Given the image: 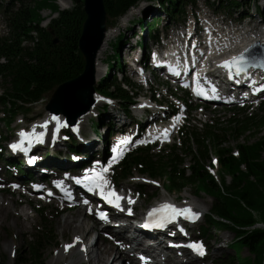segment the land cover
<instances>
[{"label": "trees", "instance_id": "1", "mask_svg": "<svg viewBox=\"0 0 264 264\" xmlns=\"http://www.w3.org/2000/svg\"><path fill=\"white\" fill-rule=\"evenodd\" d=\"M140 1L103 0L107 15L106 26L114 25L118 17L124 15ZM150 1L154 2L157 10L162 12L160 16H156L159 24L184 22L186 7L196 5L195 0ZM259 1L213 0L211 7L216 12H226L225 14L231 19L240 20L250 16L251 19L257 18L264 22V8L258 5ZM31 2L32 6L27 5L25 0H0V13L7 27L6 35L0 37V106L5 115L2 121L8 126L17 114L26 113L31 104L39 102L52 93L60 83L81 74L84 67V58L78 47L85 20L82 0H75L71 8L59 9L57 16L51 18L45 28L40 26L39 12L44 7L54 12L57 9L56 4L53 0H31ZM141 17L137 19L140 31L143 33L147 31L148 38L152 33V39H155L160 31L159 25L156 29L152 26L156 25V17L150 22H144V18L141 19ZM32 31L36 32V37H32ZM142 38L144 40L137 42L136 47L143 50V58L146 60L147 41L144 37ZM126 41L127 39L119 34V37L111 44L113 53L107 64V73L97 81L95 88L100 93L118 99L117 109L123 111L125 119L133 123L136 120L128 108V104L134 101L133 93L118 81L115 71L113 72V70L122 69V64L117 59ZM124 82L126 86L130 83L127 79H124ZM107 111L106 108L99 110L98 118L91 121L90 125L94 132L102 125ZM246 119L239 128L234 126L232 132L237 133L239 137L249 131L247 137L251 135L252 139L255 138L253 142L250 143L249 139L243 143L238 142L236 144L238 156H233L230 148H224L220 143L214 149L218 165L229 175V182H226L223 177L218 179V182L209 173L207 168L210 166L206 167L207 148L195 133L197 142L203 148H200L197 155H193L190 173H187L184 168L179 170L177 165H171L169 170L165 169L160 165L164 158H159L163 154H154L149 148L144 147L128 153L117 166L118 169L114 171L113 176L119 183L130 179V175L135 173L159 179L165 175L162 184L168 192L175 188L180 189L184 185H191L195 194L203 193L209 196L212 203L204 218V224L197 227V234L201 238H210L211 229L232 230L235 237L231 245L227 246L233 250L231 256H228V261L232 263L228 264H264V229L255 226L257 222L264 224V133L262 134L264 132V100L257 106L256 112ZM249 123H254L253 130H250ZM119 126L108 123L106 128L109 130L118 128L120 131L123 127ZM113 132L107 131L106 136L100 139L103 145H107ZM206 133L207 130L204 134ZM211 135L215 136V134ZM64 136L67 140L66 143L64 142L67 149L56 151L53 157L62 158V153L68 155V158L72 155H82L86 159L81 162L80 167L89 164L91 159L103 157L104 150L101 149L93 152L91 150L85 153L77 152L76 137L69 131L64 132ZM0 150L7 153L4 157L0 155V159L8 165L12 164L14 171L23 170V173L33 179V170L24 168L21 155L9 154L7 149H1V147ZM44 163L46 162H42ZM53 165L58 166L52 163L50 169L55 168ZM9 174L12 176L13 171ZM35 231L36 234L32 235L33 238L29 239L27 244L29 259L21 258V263H43L42 251L48 247L51 238L47 239L51 235V229L47 224H43L35 228ZM243 248H247L250 254L242 256Z\"/></svg>", "mask_w": 264, "mask_h": 264}, {"label": "rangeland", "instance_id": "2", "mask_svg": "<svg viewBox=\"0 0 264 264\" xmlns=\"http://www.w3.org/2000/svg\"><path fill=\"white\" fill-rule=\"evenodd\" d=\"M27 5L32 6L31 0H25ZM54 3L57 6V9L53 12L49 10L48 8L44 7L42 10H40V16H41V21L40 25H47L50 21V19L57 15V11L59 9H67L71 8L75 2V0H53ZM197 2V11L200 10L199 7H207L209 6V2L211 0H196ZM154 2H146L139 6H135L134 8H131L125 15L121 16L118 18L116 23L114 25H109V26H115L111 27V37L110 40L108 41V46L107 48L102 52L101 54V59L102 63L100 64V70L96 74V82L101 78L104 77L105 74L107 73V68H108V63L111 60L112 56V49H111V44L114 42V40L119 37V34L125 37L127 41L124 43L123 47L120 49V57L117 59L120 64H122L125 68V73L121 72V69H116L113 70L115 71V76L118 79V81L121 80V76L125 75L129 80L130 83H127L128 86L124 85V87H129V88H135L131 89L133 92V96L137 97L145 95V98L147 100L152 101V96L148 93L154 92L156 89L155 87L157 86V83L155 80H153V87L152 90L150 91L149 88H147V84H139L134 82V77L131 76V71H130V64H132V60L134 59V55L136 54V51H133L131 48L125 49L128 44L129 45H134L135 41H140L144 40L142 37H144L147 41V45L150 44L151 40L148 38V33L145 32L143 33L139 29V22H137V19L140 18L144 20V22H150V20L156 16H160L162 12L157 10L156 6H154ZM258 5L262 8H264V1L260 0ZM186 11L188 13L187 15V20L184 23L185 25L188 26L192 20V15L194 13L189 12L188 6L186 7ZM221 13L225 14L226 12L221 11ZM127 16V17H126ZM164 16V15H163ZM226 16V14H225ZM165 17V16H164ZM227 21H229L230 18H227ZM126 19V20H125ZM156 25H152L154 29L159 25V19L156 17L155 18ZM258 21V20H257ZM256 23V21L252 22V24ZM108 26V27H109ZM161 26V25H160ZM255 27H258L257 25H254ZM107 31V29H106ZM164 30H161V34L163 33ZM7 28L5 26L4 18L2 14L0 13V37L6 35ZM260 33L257 32L255 33L256 35ZM137 34V36H135ZM261 36V35H259ZM150 38H152V33L150 34ZM96 62V59H95ZM118 71V73H117ZM112 72V73H113ZM120 72V73H119ZM158 78V77H156ZM133 81V82H131ZM131 83H133L134 87L130 86ZM161 83V81H160ZM147 88V89H146ZM111 89V88H110ZM165 92L167 88H165V84L160 88ZM172 91L174 89L171 88ZM178 93V92H177ZM180 94V93H178ZM161 93L155 94V96H160ZM50 97V94H48L43 100L31 105L28 107L26 113H19L16 115L14 120L10 123L9 128H7L3 122V116L4 112L0 106V147H4L7 149V146H4V142H2L1 138L2 137H7L6 141H8L10 138H13L17 132L20 130H25L29 132L31 129V126L33 125L35 119H40L41 117L46 115L45 111V105ZM150 97V98H149ZM262 99L264 97V90L260 94ZM175 101V100H174ZM188 102V99L185 101L183 100V104ZM191 101H194V99H191ZM178 102V101H177ZM102 104V103H101ZM95 107L93 106L91 108L90 115L82 118L80 120V125H81V130L80 132H76V138L78 140V143H76L78 150L77 152L80 153H85L86 151L93 152V150H99L102 149V143L100 139L102 138L104 131L106 130V126L108 123H111L113 126H118L120 123H127L129 124L130 122L125 119L123 115V111L117 109L118 103L116 101H113V105L109 106V110L106 112L105 119L102 122V125H100L97 129L96 132L94 130L92 131L89 128V125L91 123V120L97 115L98 108L101 107L99 102L97 104H94ZM133 106V105H132ZM130 107V112L132 116H135V113H137V117L139 116L140 111H137L136 109ZM234 106H239L237 104H232L224 108V106H209L208 108L205 107H200V106H193L190 113H185L184 115L187 117L184 119L182 127L177 131L175 134V137L171 140L170 143L164 145V146H155L152 145V149L150 152H158L159 150L164 151L163 155H160L159 158H164L161 162L160 165H162L165 169L169 170L171 165H177L178 169H186L187 173H190V165L192 164L193 160V155H197L199 152L200 148H203V146L199 145V143L196 140L195 134H197L200 142L207 148V156H208V163L206 161V167L210 166L211 168L214 169L215 174L217 175L218 179L223 177V179L226 182L230 181L229 175L223 170L222 168L219 167L218 162L216 164L212 163V158L215 157L214 155V149L218 143L222 144L224 148H231L232 149L236 148V144L243 143L249 139L250 143L255 140L251 138V135L248 136V132L246 131L243 135L239 136L237 133L232 132L234 126L239 128L241 124L245 123L248 118V116H251L256 112L257 104L251 105L252 107L247 110H242V109H237ZM146 108H142L141 111ZM118 110V112H117ZM160 112H154L153 115L150 117L151 119H155L156 121L160 120V117H157ZM250 130H253L254 128V123H249ZM105 128V129H104ZM130 127L127 126V128H124L125 132H128ZM128 129V130H127ZM51 127L50 123H48L47 129L43 132L47 131V137L46 139H43L42 142H37L35 145L42 144V146L39 148L38 152L33 154V148L29 146L28 150L20 153V155L24 156L23 157V166L24 168L26 167H34V168H43V173L40 170H34L32 173L37 176H45L46 179H51L53 177V172L55 175H58L61 178L60 180H65V179H71V182L73 180H77V176L73 175H67V172L75 170L72 167L77 166L81 161L82 158H79V156H73L74 158H68L69 156L62 153L60 157H53L52 155L45 152H50L53 151L55 153L56 151H63L66 150V143L67 140L65 137L58 136L57 144H61L57 146V148H52L48 147L45 150L43 149L44 145L51 146L52 145V137H51ZM205 130H207V133L204 134ZM130 131H134L133 129ZM84 133V134H83ZM195 133V134H194ZM264 132H262L263 134ZM211 134H215V136H212ZM14 135V136H13ZM136 136L135 138H137ZM99 138V139H98ZM212 138L214 140H212ZM7 144V143H6ZM176 145V147L171 148L170 146ZM136 147H146V146H135L132 148L129 147L130 149L127 150V152L123 155L121 158V161L124 157L127 156V154L132 151ZM76 148V147H75ZM104 149V148H103ZM40 151V152H39ZM109 152V150H108ZM96 153V152H95ZM94 153V154H95ZM7 153L3 152V150H0V155L5 156ZM65 155V156H64ZM40 157V158H39ZM34 158V166H31L30 159ZM78 158V159H77ZM46 160L50 163H56L58 167H61L64 169L63 172H59V170L54 169V171L49 172L51 169V164H42V162ZM156 163V161H155ZM42 164V165H41ZM11 165V164H10ZM117 165L114 166L116 168ZM69 169V170H68ZM118 169V168H117ZM9 170L6 165H4L3 159H0V199L1 201L4 202V204L8 205L10 207L9 213L7 215H2L3 218L0 220V264H33L30 262H20L21 258H24L25 260L29 259V256L27 254L28 252V247L27 244L29 242V239L33 238L32 235L36 234L35 228L40 227L43 224H47L50 229H51V235L47 240L48 242V247L42 251V257H43V263L42 264H100L99 259L102 257L100 254H97L95 251V248H100V250L105 249L109 244H115V249L116 251L113 252V255L116 253L128 255L131 257V260H133V263L131 264H140L139 262V256L138 254H141L143 252L141 250V247H149L151 248L152 253L154 254H160V255H166L168 258L165 261L163 257L165 258L166 256H158L157 258L159 259L161 264H228L232 263L231 261H228L229 257L231 256V253L233 250L229 249L227 246L231 245L235 234L232 230L230 229H223V230H210L211 237L210 238H202V241L206 244L207 248V253L204 255H200V257L194 258L192 255L188 257V254L185 255H179L182 256L181 258L178 256V253H176L174 250H180L179 246L176 244L174 239H164V238H157L153 242V239L148 241L145 237L142 241V245L136 246L134 245L133 242L129 247V249H126L125 246L122 244V241L119 244H116L115 242H108L107 239L104 238L103 233L99 234V238L94 239V242H91V236H94L95 229L92 226L91 230L86 234L83 245L80 247L79 250L84 253L83 257L78 254V251H74L73 253L70 254V256L65 255V257L58 258V252L60 249L65 247L66 245H72L76 239V236L72 232H67L62 234V223L64 218L69 214V213H76L80 212L79 210L77 211L76 209L70 208V206L73 203H76L75 207L80 208L83 210L81 206L80 199L77 197L72 200V202H65L62 203V201H59V198H63L64 195L61 194L60 192L55 194L53 198H49L47 201H43L44 199L42 196H44L45 191L47 190V185L48 184L44 182L39 181V189L37 192H31L28 187L30 185L25 184L24 186L18 187L14 183H11L12 180H19L13 176L9 177L6 173V171ZM31 174V173H30ZM32 174V175H33ZM114 174L113 168L109 170L110 176ZM47 176V177H46ZM131 178L125 181L119 182L121 190L123 193H126L128 196L127 198L131 199V204L135 205L134 208H131V215L128 214H122L120 219L114 221L116 224L118 222L124 223L126 219H129L133 215L135 217L142 215L145 213L149 205L154 206L157 203H160V201H165V202H170V200H174L177 202L176 206L183 208L184 206L187 207H195L193 211H198L201 214L196 220H186L184 218H179L176 221L170 222L168 225L172 224V229L171 232L173 233V236H178L177 239H182L183 240H188L191 238L196 239L197 236V227L200 224H204V218L207 215V212L209 210V207L212 203V200L209 196H206L203 193H199V195L195 194L192 190L193 187L191 185H184L183 187L175 188L173 191L168 192L163 188L162 181H164V177H161L159 179L154 180L156 183H152L153 180H149V178H142L141 174L135 173L134 175H130ZM145 176V175H144ZM26 177L30 176H24L22 180L25 182ZM144 179V180H143ZM44 181V180H43ZM144 181V182H143ZM55 188L58 184V180L55 181ZM28 185V187H26ZM54 185V184H53ZM48 188H51V185L48 186ZM28 189V190H27ZM52 189V188H51ZM54 192V191H53ZM55 193V192H54ZM170 199V200H168ZM13 202V204H12ZM16 204V205H15ZM29 204V205H28ZM14 205V206H13ZM182 205V206H180ZM195 205V206H194ZM24 206V207H22ZM23 208L27 211L29 214V217L24 220L22 216H19L17 218V222L21 221L23 223V227L20 228L19 225L15 224V217L14 214L20 212ZM126 208V207H125ZM130 209V208H129ZM193 209V208H192ZM13 210H15L13 212ZM71 210V211H70ZM73 210V211H72ZM86 215L83 214V216L80 217L79 221L77 222L80 225L79 234H83L84 230L86 227L91 226L92 221L89 219L87 212L84 211ZM83 212V213H84ZM13 218H10L12 217ZM88 217V219H87ZM114 219V218H111ZM141 219V218H139ZM189 222L191 227H186L185 222ZM137 225V222L134 223ZM183 224V225H182ZM15 225V226H14ZM144 225V223H143ZM167 225V226H168ZM112 226H115L112 224ZM211 226V225H209ZM124 226H119L114 228L116 231L119 232L123 231L125 232V235L123 234V238L125 239L127 243V239H129L126 234L131 233V231H128V229L121 228ZM137 230L140 231H145L143 230L142 223H140L137 227ZM136 232V231H135ZM137 233H139L137 231ZM68 234V235H67ZM140 234V233H139ZM168 236V235H167ZM123 239V240H124ZM105 240V241H104ZM179 241H177L178 243ZM72 243V244H71ZM169 244L172 247H168ZM124 246V247H123ZM93 247V249H91ZM175 247V248H174ZM69 248V247H68ZM186 248V247H185ZM132 250V251H130ZM122 251V252H121ZM188 251V250H186ZM76 252V253H75ZM132 252H135L133 254ZM112 254V253H111ZM250 252L247 250V248H243L241 251V255H249ZM101 256V257H100ZM199 258V259H198ZM128 259V261H131ZM128 261L126 263H121L122 259L119 257L118 261L115 264H130ZM105 264L109 263V260L105 261ZM152 264V263H150Z\"/></svg>", "mask_w": 264, "mask_h": 264}, {"label": "water", "instance_id": "3", "mask_svg": "<svg viewBox=\"0 0 264 264\" xmlns=\"http://www.w3.org/2000/svg\"><path fill=\"white\" fill-rule=\"evenodd\" d=\"M149 1L150 0H141L138 6L141 7L143 3ZM83 11L85 13V20L78 40V47L84 58L83 71L78 76L56 86L44 107L46 115L40 119H36L31 126V128H35L37 132L45 130V127L42 126L46 121L48 123L57 121L52 120L54 115L59 117L58 120L61 118L64 119V126L66 128L72 125L80 126V120L84 118L82 116L87 113L90 115V112L94 109L91 110L92 106L95 104L96 95L102 100V104L99 103L101 105L99 108L112 105L113 101H116V99L111 96L97 92L95 88V84L97 83L95 59L103 43L106 31L107 16L103 0H83ZM247 49L248 51L245 53L247 57V72L250 68L262 69L264 71L263 44L256 41ZM246 73L242 75H246ZM256 227L264 229V224L262 222H257Z\"/></svg>", "mask_w": 264, "mask_h": 264}, {"label": "bare ground", "instance_id": "4", "mask_svg": "<svg viewBox=\"0 0 264 264\" xmlns=\"http://www.w3.org/2000/svg\"><path fill=\"white\" fill-rule=\"evenodd\" d=\"M127 17V16H126ZM126 20V19H125ZM110 28L111 27H107V31H105V35H104V38H103V43H102V45H101V47L99 48V50H98V52H97V55H96V62H95V75L97 74V72H99V66H100V64L102 63V59H101V54H102V52L107 48V46H108V41L110 40V37H111V31H110ZM262 36H264V32H262ZM232 36L229 34V33H227L226 34V38H231ZM216 38V33L215 32H213V31H211V33L210 34H208L207 35V37H206V40L207 41H212L213 42V40ZM249 37H243V39H248ZM254 39H258L259 41L261 40L262 41V43H263V45H264V38H258V36H254L253 37ZM243 47V46H242ZM133 60H136V58H134ZM260 70V69H259ZM255 70H253V69H251V70H249V72H248V75H250L251 73H253ZM257 94L259 93L257 90L255 91ZM101 103L102 102V100H101V98L98 96V95H96V101L94 102L95 104H97V103ZM144 103H147V100L145 99V100H143V103L142 104H140L139 105V107L136 109V110H139L140 109V106H142ZM94 106V105H93ZM92 106V107H93ZM89 115V113H87L86 115H84V116H82V117H86V116H88ZM81 117V118H82ZM154 122L156 123L157 121L156 120H154ZM169 129H170V126H167V127H163V128H161V129H158V130H156V131H153L152 132V134L153 135H155V136H158V135H160V133H165V130H167V131H169ZM37 131V130H36ZM40 132V131H39ZM39 132H37V133H39ZM84 134V133H83ZM149 137V136H148ZM126 138H128V137H124L119 143H116V146H114L113 147V149H112V152H114L113 153V156L115 157H117L118 155H121L120 154V150L122 151V150H125L127 147H128V141L126 140ZM126 141V142H125ZM27 146V145H26ZM11 151L12 150H8L7 152L10 154L11 153ZM100 161L99 160H95V163H99ZM107 166H111L110 165V163L109 164H107ZM94 168V167H93ZM67 181H66V183H65V185H69V186H72L73 184H75V182H76V180H73L74 181V183L73 184H70V182H71V179H66ZM144 180V179H143ZM144 182V181H143ZM120 194H122L123 196H124V199H123V204L122 205H124V204H126V208L127 207H135V205H132L131 203H129L128 202V200H129V198H130V196H129V198H127V194L126 193H121L120 192ZM44 197H46V196H44ZM172 201V200H171ZM12 204H13V202H12ZM16 205V204H15ZM29 205V204H28ZM75 205H76V203H73L71 206H70V208H72L73 207V209H76L77 211L79 210L80 212H76V213H74V214H72V213H69L65 218H64V220H63V223H62V226H63V229H62V234H64V233H67V232H72V233H74L75 235H77L76 236V238L77 237H79L80 239L77 241L76 239H75V241H74V243L71 245V247H63L62 249H60V251L58 252L59 254H58V258H61V257H65V255H68V256H70V254L71 253H73L74 251H78V254L81 256V258L83 257V255H84V253L83 252H81V250H79L80 249V247L83 245V241H84V238H85V236H86V234L91 230V228H92V226H89V227H86L85 228V230H84V233L83 234H79V229H80V225L77 223L78 221H79V219H80V217L81 216H83V214L84 215H86L85 214V210H81L80 208H78V207H75ZM160 205V204H159ZM14 206V205H13ZM99 206H101V205H99ZM195 206V205H194ZM22 207H24V206H22ZM193 209H196L195 207H192ZM9 209H10V207H8V205H6V204H4V202L3 201H1V199H0V220L3 218V216L2 215H7L8 213H9ZM108 210H110V209H107L106 211H108ZM15 210H13V212H14ZM71 211V210H70ZM73 211V210H72ZM84 212V213H83ZM87 215H88V212H87ZM12 216V215H11ZM19 216H22L23 217V219L24 220H26L28 217H29V214L27 213V211L25 210V208H23L20 212H18V213H16V214H14V217H15V224L17 225H19V227L20 228H22L23 227V223H21V221L19 222H17V218L19 217ZM10 218H13V216L12 217H10ZM15 226V225H14ZM104 226L108 229V234L109 235H111V236H113L114 234H115V231L112 229V223H109V222H107V223H105L104 224ZM160 229H154V232H152V234H153V236H154V238L155 239H157V238H166L167 237V235L168 234H166V235H162V231H159ZM81 233V232H80ZM121 233L122 234H125V232H123V231H121ZM140 233V232H139ZM137 233V232H135V231H132L131 233H129V234H126V236L129 238V239H127V243H126V241H125V239L124 240H122V244L125 246V248L126 249H129V247H130V245L132 244V243H130V242H133L134 243V245H136V246H140V245H142V241H143V239H144V234L143 233ZM158 234H161V235H158ZM68 235V234H67ZM99 238V236L97 235L96 236V239H98ZM146 239H147V237H146ZM155 239H153V241H151V242H153V244H154V241H155ZM148 240H150V239H148ZM105 241V240H104ZM182 241H183V239H182ZM183 242H185V241H183ZM113 243V242H112ZM177 244H179V243H177ZM168 245V247H172V246H170L169 244H167ZM123 246V247H124ZM145 247V246H144ZM111 248H115L116 249V246H115V244L113 245V244H109L105 249H103V250H100V248H95V251L97 252V254H100L101 256V258L99 259V261H100V264H105L106 262V260H109V263L108 264H115L117 261H118V258L120 257L121 259H122V262L121 263H126V261H128V259L129 260H131V257L130 256H128V255H124V253L123 254H119L118 255V253H116L115 255H113V252L114 251H116L115 249H111ZM175 248V247H174ZM91 249H93V247L91 248ZM183 250H186V248H183ZM130 251H132V250H130ZM176 253H178V256L180 255V253L178 252V250H174ZM122 252V251H121ZM76 253V252H75ZM112 253V254H111ZM133 254H135V252H132ZM141 253H144V252H141ZM195 256H199V255H197V254H195V253H193ZM157 255L158 256H166V255H160V254H158L157 253ZM138 256H139V254H138ZM180 258L182 257V256H179ZM167 256L164 258L163 257V259L166 261L167 260ZM158 261V263L159 264H161L160 263V261H159V259L157 260ZM129 263L131 262V263H133V260H131V261H128ZM139 262H140V259H139ZM130 263V264H131ZM86 264H88V262L86 263ZM141 264V263H140Z\"/></svg>", "mask_w": 264, "mask_h": 264}, {"label": "snow or ice", "instance_id": "5", "mask_svg": "<svg viewBox=\"0 0 264 264\" xmlns=\"http://www.w3.org/2000/svg\"><path fill=\"white\" fill-rule=\"evenodd\" d=\"M247 51L248 49L246 48L240 54L234 55L230 59L221 61L219 67L225 68L227 70V75L230 78L245 74L247 72V67H246L247 57L245 55ZM199 75L200 74L198 73L197 76ZM260 88H264V84H261ZM212 90L216 91L214 85ZM255 90H259V89H255ZM196 93L198 95H205L206 91L203 86L198 85L196 88ZM58 119L59 117L55 115L52 117V120H58ZM47 123L48 122L46 121L42 127L46 128ZM44 135L45 132L40 131L39 133H37L35 128H33L31 132L21 131L20 133L21 139L18 142L13 143L11 147L14 150L22 149L23 151H27L28 149L24 147L26 140L29 141V143L33 139L37 140V142H42ZM165 135H167V130H165ZM107 170L108 169L105 168L99 173H94V175L90 177H86V179L91 181V183L95 186L93 190H95L96 188L100 190V194L104 196V198L108 201L109 204H114L117 208H120L121 205L119 201L122 199V197L114 189L110 188L107 192L105 191V186L110 184V182L107 181L103 176V172H106ZM152 183H156V182L153 181ZM128 202L129 203L132 202L130 198ZM128 211L131 212V209H128ZM98 214L101 216V218L107 219L106 213L101 212ZM199 215L200 213L197 211H193L190 206L181 208L172 203L165 202L151 209V211L148 213L149 222H146L144 227H163L166 225L167 222L175 221L181 216H183L185 219H196L199 217ZM79 239H80L79 237L76 238L77 241ZM187 246L197 251L200 255H204V245L202 242L191 241ZM65 247L66 248L71 247V245H66Z\"/></svg>", "mask_w": 264, "mask_h": 264}]
</instances>
